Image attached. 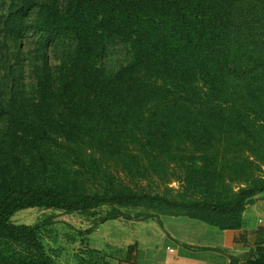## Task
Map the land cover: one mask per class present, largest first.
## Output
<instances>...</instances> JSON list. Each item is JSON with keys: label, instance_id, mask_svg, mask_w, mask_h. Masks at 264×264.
Masks as SVG:
<instances>
[{"label": "trees", "instance_id": "16d2710c", "mask_svg": "<svg viewBox=\"0 0 264 264\" xmlns=\"http://www.w3.org/2000/svg\"><path fill=\"white\" fill-rule=\"evenodd\" d=\"M92 152L128 173L176 163L190 197L87 192ZM261 164L264 0H0V264H62L44 222L11 221L26 208L108 206L95 226L158 217L119 209L143 204L238 229Z\"/></svg>", "mask_w": 264, "mask_h": 264}, {"label": "rangeland", "instance_id": "374dc122", "mask_svg": "<svg viewBox=\"0 0 264 264\" xmlns=\"http://www.w3.org/2000/svg\"><path fill=\"white\" fill-rule=\"evenodd\" d=\"M25 40L27 41L26 38ZM50 59H52L51 55ZM106 64L112 67L110 62H106ZM24 79L26 83L30 81L28 72L25 73ZM89 152L90 150H88ZM92 154L98 158L101 171L93 179V182L85 183L87 192L106 190L116 192L124 185L133 192L165 194L168 197L190 194L182 187L183 175V181L182 178L178 179L179 167L176 163L169 162L166 163V167H162L161 162L156 166L154 163L141 160V166H132L133 173H128L118 160L109 159L97 152H92ZM262 166L264 168V165ZM87 176L89 175L85 174L80 178L85 179ZM108 208V206H102L97 209L95 215H88L76 211L64 212L58 209L33 207L17 211L11 217V221L26 225L44 222L42 227L43 243L47 252L59 263L82 264V260H88L92 256L97 264H101V260L110 264H125L127 244L137 231L136 225L140 220H144L140 222L146 223L153 218L134 219L120 216L103 222L98 221L99 223L94 226L93 222L99 216H103ZM119 209L131 216L137 212L161 215V208L158 206L136 204ZM88 228H93L90 233L85 231Z\"/></svg>", "mask_w": 264, "mask_h": 264}, {"label": "crops", "instance_id": "0c3cea01", "mask_svg": "<svg viewBox=\"0 0 264 264\" xmlns=\"http://www.w3.org/2000/svg\"><path fill=\"white\" fill-rule=\"evenodd\" d=\"M140 221L128 241L133 251L125 264H264V192L246 206L238 229L220 230L163 212L149 222Z\"/></svg>", "mask_w": 264, "mask_h": 264}]
</instances>
